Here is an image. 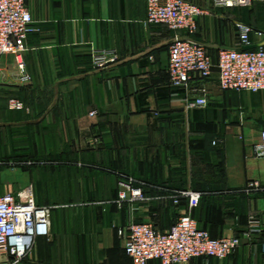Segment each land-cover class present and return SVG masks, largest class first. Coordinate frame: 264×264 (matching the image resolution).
<instances>
[{
    "label": "crops",
    "instance_id": "crops-1",
    "mask_svg": "<svg viewBox=\"0 0 264 264\" xmlns=\"http://www.w3.org/2000/svg\"><path fill=\"white\" fill-rule=\"evenodd\" d=\"M189 1L206 10L193 37L215 60L220 48L238 46V22L264 31V0ZM26 3L36 30L20 58L25 69L14 54L0 61V159L39 163L29 175L19 166L0 169V183H10L1 173L13 172L33 186L37 204L53 208L51 234L17 264H134L119 229L139 222L170 229L188 208L169 194L185 189L205 192L192 210L200 227L214 238L237 236L241 246L224 260L182 264H264V158L255 152L264 93L222 90L213 75L208 105L189 108L192 91L174 86L168 71L170 43L185 33L148 24V0ZM251 41L264 42L254 32ZM97 50L118 61L96 68ZM12 98L25 108L11 110ZM126 178L145 199L118 204ZM250 180L262 189L233 192ZM251 219L260 223L254 230Z\"/></svg>",
    "mask_w": 264,
    "mask_h": 264
},
{
    "label": "built area",
    "instance_id": "built-area-1",
    "mask_svg": "<svg viewBox=\"0 0 264 264\" xmlns=\"http://www.w3.org/2000/svg\"><path fill=\"white\" fill-rule=\"evenodd\" d=\"M255 0H213L216 6H249ZM206 10L189 0H148V24H164L173 31H183L184 37L175 36L169 46L168 71L174 86L192 91L188 100L189 108L205 107L209 103L206 81L217 76L222 90L264 93V42L255 48L253 32L263 38L264 31L256 30L243 22L237 23L238 46L220 48L215 60L208 48L194 39L198 31V21ZM26 0H0V61L4 54H14L19 59V67H25L20 59L27 50L26 40L36 28ZM114 52L97 50L93 54L96 68H104L116 63ZM27 78V76H25ZM11 110H22L24 102L10 99ZM98 140L95 139V142ZM256 155L264 158V131L255 148ZM132 178L121 182L118 204L124 201L145 199L140 187H135ZM262 189L258 180H250L239 191L247 194ZM205 192L192 189L177 190L169 194L175 205L187 201L188 211L180 214L168 230H162L151 222L132 223L119 229V236L125 241V251L134 264H182L199 257H214L224 260L233 255L241 246L237 236L214 238L202 229L192 216ZM53 206L36 203L32 185L16 192H0V263L17 264L34 249L37 238L51 234V212ZM260 223L251 219L249 227L256 229Z\"/></svg>",
    "mask_w": 264,
    "mask_h": 264
},
{
    "label": "rangeland",
    "instance_id": "rangeland-1",
    "mask_svg": "<svg viewBox=\"0 0 264 264\" xmlns=\"http://www.w3.org/2000/svg\"><path fill=\"white\" fill-rule=\"evenodd\" d=\"M95 141V140H94ZM45 161V160H43ZM39 163V161H35V159H31L30 157L27 158H22V159H0V169H13L14 167L19 166V168L27 169L26 174L29 175L28 169L31 166H35L36 163ZM43 164V163H42ZM2 178L6 179L10 183H0V191L6 190V191H11V190H16L20 187H25L29 186V183H18L19 181L14 179V174L13 172H8L1 173ZM1 177V176H0ZM14 182V183H12ZM8 189V190H7Z\"/></svg>",
    "mask_w": 264,
    "mask_h": 264
},
{
    "label": "water",
    "instance_id": "water-1",
    "mask_svg": "<svg viewBox=\"0 0 264 264\" xmlns=\"http://www.w3.org/2000/svg\"><path fill=\"white\" fill-rule=\"evenodd\" d=\"M255 47H257V45H249V46H245L244 49L255 48Z\"/></svg>",
    "mask_w": 264,
    "mask_h": 264
}]
</instances>
